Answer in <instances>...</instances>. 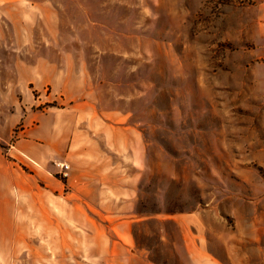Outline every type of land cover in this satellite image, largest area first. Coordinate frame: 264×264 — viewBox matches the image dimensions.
I'll return each mask as SVG.
<instances>
[{
  "label": "rangeland",
  "instance_id": "obj_1",
  "mask_svg": "<svg viewBox=\"0 0 264 264\" xmlns=\"http://www.w3.org/2000/svg\"><path fill=\"white\" fill-rule=\"evenodd\" d=\"M74 105L140 134L136 217H65V162L33 178L22 158L0 264H195L198 243L217 264H264V0H0V117Z\"/></svg>",
  "mask_w": 264,
  "mask_h": 264
},
{
  "label": "crops",
  "instance_id": "obj_2",
  "mask_svg": "<svg viewBox=\"0 0 264 264\" xmlns=\"http://www.w3.org/2000/svg\"><path fill=\"white\" fill-rule=\"evenodd\" d=\"M26 118H38L39 123L23 131L26 136L19 135L5 152L0 148V218L12 223L4 233L19 234L11 221L16 216L11 191L15 186L23 191L25 174L19 168L22 158L38 167L33 178L51 176L50 172L41 170L52 161L69 165V192L63 197L68 209H65V217L78 208L85 218L122 220L136 217L132 213L138 202L146 147L136 128L128 124V118H120L114 112L100 113L94 107L82 105L55 111H23L8 117L4 114L0 117V122L5 124L0 125L4 139L14 137V129ZM185 219L193 218L182 220ZM126 222H119L118 228L125 229ZM119 234L126 235L127 231ZM187 250L193 260L195 254L201 256L195 264H217L203 255L200 243L188 246Z\"/></svg>",
  "mask_w": 264,
  "mask_h": 264
},
{
  "label": "built area",
  "instance_id": "obj_3",
  "mask_svg": "<svg viewBox=\"0 0 264 264\" xmlns=\"http://www.w3.org/2000/svg\"><path fill=\"white\" fill-rule=\"evenodd\" d=\"M56 167L60 169L61 174L64 177H68V172H69V165L68 164L58 163V164H56Z\"/></svg>",
  "mask_w": 264,
  "mask_h": 264
}]
</instances>
